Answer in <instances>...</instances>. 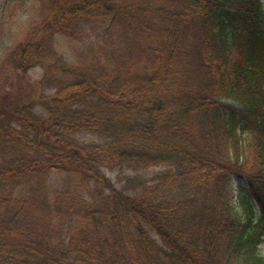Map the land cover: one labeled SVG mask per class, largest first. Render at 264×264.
<instances>
[{
	"label": "trees",
	"instance_id": "trees-1",
	"mask_svg": "<svg viewBox=\"0 0 264 264\" xmlns=\"http://www.w3.org/2000/svg\"><path fill=\"white\" fill-rule=\"evenodd\" d=\"M262 1L1 0L0 264H264Z\"/></svg>",
	"mask_w": 264,
	"mask_h": 264
},
{
	"label": "rangeland",
	"instance_id": "rangeland-1",
	"mask_svg": "<svg viewBox=\"0 0 264 264\" xmlns=\"http://www.w3.org/2000/svg\"><path fill=\"white\" fill-rule=\"evenodd\" d=\"M262 2L264 7V0ZM9 9H13V12H9ZM36 12V10L29 11V9L18 12L13 6L5 8L0 0V108L26 104L31 102L38 93L37 78L40 76L41 68L35 66L25 74L14 72L10 69L11 65L6 59L9 47L14 42L29 38L32 20L37 17ZM74 44L73 40L61 37V35L56 36V48L65 52V56L69 59ZM58 177V175H51V182H57ZM258 249L259 253L264 256V239Z\"/></svg>",
	"mask_w": 264,
	"mask_h": 264
}]
</instances>
